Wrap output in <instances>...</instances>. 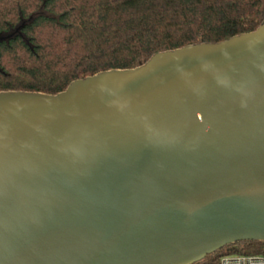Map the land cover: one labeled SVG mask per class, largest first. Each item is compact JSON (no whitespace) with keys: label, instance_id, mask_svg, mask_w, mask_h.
Segmentation results:
<instances>
[{"label":"water","instance_id":"1","mask_svg":"<svg viewBox=\"0 0 264 264\" xmlns=\"http://www.w3.org/2000/svg\"><path fill=\"white\" fill-rule=\"evenodd\" d=\"M264 241V20L57 94L0 91V264H194Z\"/></svg>","mask_w":264,"mask_h":264},{"label":"trees","instance_id":"2","mask_svg":"<svg viewBox=\"0 0 264 264\" xmlns=\"http://www.w3.org/2000/svg\"><path fill=\"white\" fill-rule=\"evenodd\" d=\"M263 20L264 0H0V91L57 94L74 80L220 42ZM234 253L264 255V241L229 244L194 264Z\"/></svg>","mask_w":264,"mask_h":264},{"label":"built area","instance_id":"3","mask_svg":"<svg viewBox=\"0 0 264 264\" xmlns=\"http://www.w3.org/2000/svg\"><path fill=\"white\" fill-rule=\"evenodd\" d=\"M219 264H264V255L261 254H226L220 258Z\"/></svg>","mask_w":264,"mask_h":264}]
</instances>
